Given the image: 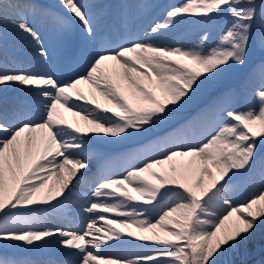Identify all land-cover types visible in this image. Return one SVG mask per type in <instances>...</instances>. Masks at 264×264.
Here are the masks:
<instances>
[{
	"label": "snow or ice",
	"instance_id": "6c2138e0",
	"mask_svg": "<svg viewBox=\"0 0 264 264\" xmlns=\"http://www.w3.org/2000/svg\"><path fill=\"white\" fill-rule=\"evenodd\" d=\"M59 2L69 15L40 0H0V93L23 88L31 98L0 102V264H224L264 238V59L239 87L226 83L251 67L255 48L264 53V0H183L144 30L126 2L116 10L104 0ZM29 18L65 34L78 20L85 46L96 45L86 71L64 79L9 67L10 33L47 65ZM189 23L201 32L189 47L145 39ZM117 35L123 42L112 47ZM249 91L258 107L239 110ZM205 92L207 103L175 124ZM101 133L119 151L95 150ZM257 182L233 202L241 184ZM82 186L85 203L76 199ZM75 216L85 220L79 228ZM49 250L55 258L35 255Z\"/></svg>",
	"mask_w": 264,
	"mask_h": 264
},
{
	"label": "bare ground",
	"instance_id": "6f19581e",
	"mask_svg": "<svg viewBox=\"0 0 264 264\" xmlns=\"http://www.w3.org/2000/svg\"><path fill=\"white\" fill-rule=\"evenodd\" d=\"M164 1L165 0L147 1V3L151 5V7L148 9H143L142 14L140 13V8L136 6L138 3H141L142 0H104V3L110 5L112 10L118 9L122 2H126L132 5V7L129 8V12L131 18L133 19V23L135 24L137 30H144L147 29L149 25L153 23L154 20L160 19V17L155 14V9H157V7L163 4ZM40 2L44 3L45 6L48 7L52 13H59L62 15L68 14L66 10L60 5L59 0H40ZM168 4L169 7L172 5H177L175 2L172 3L171 1H168ZM39 22H43L44 26L46 25L48 26V29L45 28L44 30H37L42 37V41L45 48L49 52V60L47 62V65L45 66L37 62V60L35 59V50H34L35 47L32 45L30 47L32 51L29 52L26 51V53L22 57L24 59L15 61L17 67H24V68L31 67L33 70L55 71L57 72L58 75H61L62 78L64 79L83 74L85 72V69L82 68V65H86V63L83 62L82 59H79V57H82V55H84L86 51L89 50V48H91V46L90 44L85 46V41L87 40V37L83 29L80 27L79 21L78 20L73 21L75 27L73 28L71 33H67V34L63 33L48 18H37V20L35 21L32 19L31 23L34 25V27H37V24ZM197 28H198V35L200 37L201 32L199 27L191 23L188 24V27L185 32L178 30L175 33L168 34L165 36L145 37V39H148L151 43L161 46L189 47L194 44L192 41H190L189 38L190 32ZM122 42L123 41H121L119 39V36L117 35V37L115 38V42L111 46L115 47L117 43H122ZM11 44H12V40L8 39L6 45H11ZM72 49L79 50L80 54H78L79 57L77 58V60L71 52ZM86 57L88 58L89 56L87 55ZM4 58L11 63L14 61L12 56L9 54V51L6 49L4 52ZM258 82L259 79H257V83ZM81 88L85 92V94H89L90 88L88 85H82ZM16 90H21L22 93L26 94L25 97H27V100L25 101V103L31 99L25 89L19 88L15 90L10 89L7 92L0 93V102H3L4 105L7 106L8 108H11L13 106H19L20 105L19 102H21L20 96L17 95L13 97V94H15ZM77 103H83V102H77ZM248 107H250V104H245L243 109H246ZM64 115L70 122H75L78 119L77 117H73L70 113H64ZM109 139L110 138L108 137H104L102 133L98 134V138L92 141V147L100 152L114 153L116 151H119V148L117 146L106 143V141ZM93 167L95 168V165H93ZM86 193H88V188L82 186L80 189H78V196L76 197V199L81 203H85L84 195ZM231 198L235 204H241L238 201L236 193ZM89 199H94V198L89 197ZM104 215H108L109 218H111V214H104ZM73 220H74V224L72 226L77 228L81 227L85 223V220L80 216L73 217ZM102 223L103 221L100 222V224ZM133 242L139 243L135 241ZM55 247L56 245L53 244L52 248L54 249ZM243 251L244 250L242 249L241 252ZM50 253L51 250H49V254H43V255L35 254V255L39 256L40 258H55L54 256H50ZM261 259H264V256H261L259 261H261ZM223 262L224 264H239V262L237 261V253H229L223 258Z\"/></svg>",
	"mask_w": 264,
	"mask_h": 264
},
{
	"label": "rangeland",
	"instance_id": "374dc122",
	"mask_svg": "<svg viewBox=\"0 0 264 264\" xmlns=\"http://www.w3.org/2000/svg\"><path fill=\"white\" fill-rule=\"evenodd\" d=\"M143 1V0H142ZM147 1V0H146ZM172 3H182L183 0H171ZM169 5H165L161 10L160 13H158L160 19L163 18V13L166 8H168ZM31 18H29V22H31ZM37 20V19H33ZM191 24V23H189ZM46 25V24H45ZM186 26V27H185ZM183 26L179 31L185 32L188 24ZM190 27V26H189ZM224 27V22L221 21L219 23V26L217 27L216 30L213 31L212 33V41H210V44H214L220 29ZM36 30H44L45 28L48 29V26H44L43 22H39L37 24V27H35ZM190 41H192L194 44L198 41L199 35H198V28L194 29L190 32ZM21 51L23 50H17L16 52L18 54H21ZM264 59V53H262L259 49V47L255 48L253 53H252V59H251V67L247 70H243L242 72L230 74L226 78V83L228 85L234 86V87H239L242 83L243 77L246 75L247 71H251L252 69L256 68V66L261 62V60ZM9 67H15V65H12V63L8 62ZM259 79V78H257ZM213 93L205 92L201 95V97L191 106H189L186 110H184L181 113H177L176 118L174 120L175 124L182 123L184 119H186L188 116L192 115L197 111L200 107H202L207 101L210 99L211 95ZM251 93L248 92V96L246 99L241 100V102L237 105V108L239 110H243L244 105L247 103H250V107H258L257 104H255L251 98ZM249 101V102H248ZM117 172V169L114 170L113 173ZM259 183L257 182L255 186L252 185H246V184H241L238 188V190L235 192L236 196L238 198L239 203H243L245 200L248 199L250 193L254 190V188H258ZM243 252H238L237 253V261L239 264H258L259 259L261 256H264V238L258 237L254 242L248 245L247 249H243Z\"/></svg>",
	"mask_w": 264,
	"mask_h": 264
}]
</instances>
